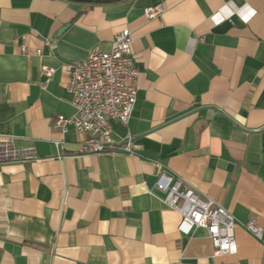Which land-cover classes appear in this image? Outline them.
Instances as JSON below:
<instances>
[{
    "label": "crops",
    "instance_id": "crops-1",
    "mask_svg": "<svg viewBox=\"0 0 264 264\" xmlns=\"http://www.w3.org/2000/svg\"><path fill=\"white\" fill-rule=\"evenodd\" d=\"M125 29L137 101L113 135L143 149L84 155V136L55 126L75 114L64 65ZM0 136L31 156L0 162V264H263L245 224L264 229V0H0ZM156 163L234 215L236 254L178 231L150 194Z\"/></svg>",
    "mask_w": 264,
    "mask_h": 264
},
{
    "label": "built area",
    "instance_id": "built-area-1",
    "mask_svg": "<svg viewBox=\"0 0 264 264\" xmlns=\"http://www.w3.org/2000/svg\"><path fill=\"white\" fill-rule=\"evenodd\" d=\"M161 13L160 7L145 10L149 20ZM132 44V32L125 29L114 36L109 51L96 47L85 59L64 65L69 76L66 91L72 97L75 114L71 117L58 116L55 126L62 133L73 127L84 136L80 143V152L84 155L110 153L138 156L143 149L132 137L117 141L113 135V122L128 125L137 101L139 72ZM22 51L26 52L25 47ZM41 72L46 78L43 85L46 88L56 69L45 65ZM30 158L28 154H18L13 137L0 136L1 163ZM156 167L157 177L150 194L160 196L166 207L181 215L178 231L191 236L197 229H203L215 256L236 254L234 215L213 199L184 184L181 178L165 170L160 163H156ZM245 227L255 238L263 239L264 229L255 221L248 222Z\"/></svg>",
    "mask_w": 264,
    "mask_h": 264
},
{
    "label": "trees",
    "instance_id": "trees-1",
    "mask_svg": "<svg viewBox=\"0 0 264 264\" xmlns=\"http://www.w3.org/2000/svg\"><path fill=\"white\" fill-rule=\"evenodd\" d=\"M70 2L81 3L84 5H108L123 2L126 0H68Z\"/></svg>",
    "mask_w": 264,
    "mask_h": 264
}]
</instances>
